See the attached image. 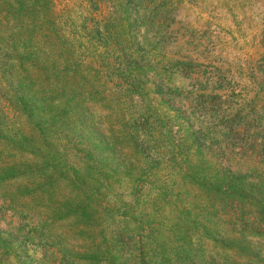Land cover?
<instances>
[{
	"label": "rangeland",
	"instance_id": "1",
	"mask_svg": "<svg viewBox=\"0 0 264 264\" xmlns=\"http://www.w3.org/2000/svg\"><path fill=\"white\" fill-rule=\"evenodd\" d=\"M0 264H264V0H0Z\"/></svg>",
	"mask_w": 264,
	"mask_h": 264
}]
</instances>
